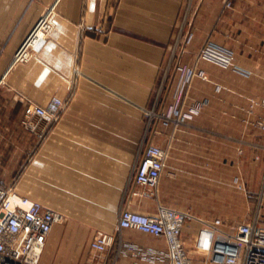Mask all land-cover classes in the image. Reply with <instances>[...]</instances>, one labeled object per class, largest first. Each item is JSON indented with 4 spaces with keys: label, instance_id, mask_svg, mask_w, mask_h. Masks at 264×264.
I'll return each mask as SVG.
<instances>
[{
    "label": "crops",
    "instance_id": "obj_1",
    "mask_svg": "<svg viewBox=\"0 0 264 264\" xmlns=\"http://www.w3.org/2000/svg\"><path fill=\"white\" fill-rule=\"evenodd\" d=\"M45 18L52 29L43 48L14 65ZM192 27L191 42L177 44L180 31ZM208 40L232 49L252 75L200 58ZM184 67L208 76L193 79L184 110L207 104L175 128L148 112L164 113L176 103ZM5 74L0 140L20 132L30 104L70 100L24 169L22 156L11 155L17 161L9 172H21L17 192L64 215L40 264H89L97 234L115 235L124 209L156 216L163 205L186 212L182 238L194 264H202L193 254L201 220L264 226V131L255 126L264 107L250 102L264 100V0H0V77ZM26 141L27 149L36 147L27 133ZM143 142L171 144L157 196L131 182ZM123 237L167 249L135 230ZM115 251L99 264H112ZM135 263L148 264L128 256L117 262Z\"/></svg>",
    "mask_w": 264,
    "mask_h": 264
},
{
    "label": "built area",
    "instance_id": "obj_2",
    "mask_svg": "<svg viewBox=\"0 0 264 264\" xmlns=\"http://www.w3.org/2000/svg\"><path fill=\"white\" fill-rule=\"evenodd\" d=\"M231 6V2L228 1L226 7ZM189 11L190 7L187 9L184 24L188 20ZM51 29V21L48 18L42 19L15 55L14 65L30 61L34 53H38L43 48L46 34ZM40 31L44 35L39 39ZM195 33L193 27L186 34L181 30L177 44L183 38L187 43L191 42ZM199 57L230 68L245 77L252 75V72L237 63L232 50L211 40L205 42ZM181 71L182 78L176 103L164 113L148 112L150 116L155 115L165 123L172 122L175 128L187 125L207 104V102H195L188 110H184L193 79L200 77L208 80V76L202 70L184 67ZM6 76L7 74L0 77V88L5 83ZM250 102L252 108L264 107V100L251 99ZM69 104V99L54 97L46 106L30 104L26 108L21 125L36 139V147L29 151L30 157L53 126L59 122ZM255 126L264 131V117L257 119ZM170 145V143L166 146L154 143L144 145L143 142L132 171L131 182L157 196ZM170 175L175 177L174 174ZM188 217L189 215L182 210L163 205H159L156 216L124 209L119 215L115 235L104 232L97 234L92 243L94 259L89 264H99L101 258L114 247L116 251L112 264H117L123 256L148 264H194L193 257L186 250L182 238V230ZM63 222V214L48 210L42 203L21 196L17 192L16 185L5 186L0 183V264H40L53 226ZM201 222L203 228L193 242V254L202 264H264V226L259 225L257 221L237 225L226 224L221 219L212 222L201 220ZM126 230H135L163 240L167 249L160 250L153 246L125 242L123 233Z\"/></svg>",
    "mask_w": 264,
    "mask_h": 264
},
{
    "label": "rangeland",
    "instance_id": "obj_3",
    "mask_svg": "<svg viewBox=\"0 0 264 264\" xmlns=\"http://www.w3.org/2000/svg\"><path fill=\"white\" fill-rule=\"evenodd\" d=\"M226 48L230 49L229 47H226ZM230 50H232V49H230ZM150 123L151 122L148 123V133H149V129L151 127ZM19 131L20 132H14L12 134L13 136L11 138H8L6 140H4V139L0 140V181L3 182L4 184L17 186V182L19 181V179L21 177L20 171L14 173V174H11L9 172L10 167H12V162L17 161V159L11 161L12 153H15L17 156H22L20 163L22 164L23 169H24L26 166L27 156H30L29 151L32 149V148L27 149V141H26V133L27 132L22 128L21 122H20ZM18 133H19L20 137L18 136ZM231 225H237V224H231ZM154 246H156L160 250H163L162 248H164L163 243H157ZM156 264H159V263H156Z\"/></svg>",
    "mask_w": 264,
    "mask_h": 264
},
{
    "label": "bare ground",
    "instance_id": "obj_4",
    "mask_svg": "<svg viewBox=\"0 0 264 264\" xmlns=\"http://www.w3.org/2000/svg\"><path fill=\"white\" fill-rule=\"evenodd\" d=\"M43 32L42 31H40L39 33H38V38L40 39V38H42L43 37Z\"/></svg>",
    "mask_w": 264,
    "mask_h": 264
}]
</instances>
